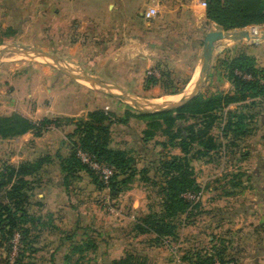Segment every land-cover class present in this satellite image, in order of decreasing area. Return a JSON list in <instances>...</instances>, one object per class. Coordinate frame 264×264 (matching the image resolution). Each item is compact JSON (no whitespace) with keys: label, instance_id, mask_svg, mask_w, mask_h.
<instances>
[{"label":"rangeland","instance_id":"obj_1","mask_svg":"<svg viewBox=\"0 0 264 264\" xmlns=\"http://www.w3.org/2000/svg\"><path fill=\"white\" fill-rule=\"evenodd\" d=\"M187 2L149 18L143 2L129 15L121 4L108 8L105 0L81 1L77 10L81 18L66 27L52 25L50 34L41 21L0 28V116L18 113L33 122L50 121L39 137L30 131L0 139V171L40 163L27 178L26 210L47 224L59 216L38 215L44 205L83 215L82 223L97 233L92 237L99 245L96 252L80 256L81 264H110V258L126 251L155 264H264L261 96L217 113L211 129L216 150L201 157L195 155L201 148L191 145L188 157L199 191L185 194L190 207L171 219L175 227L171 236L140 235L134 230L143 217L163 213L162 163L182 155L179 142L170 143L161 132L146 137L145 119L130 117L126 124L115 121L110 128L109 148L123 151L127 160L124 167L114 168L117 192L101 186L96 173L83 163L70 173L67 189L63 185L60 160L78 146V139L69 137L73 123L86 119L89 112L100 110L117 120L126 111L151 113L190 97L231 93L227 65L240 54L264 70V35H260L264 26L223 30L206 19L200 0L189 6ZM216 33L225 37L215 39ZM148 71L154 72L156 85L146 86ZM235 113L244 117L243 135L225 127ZM199 119L188 117L176 127L184 129ZM43 192L51 194L46 203L38 196ZM42 230L29 228L25 240L18 235L16 245L1 246L0 264H47L57 241L52 246L50 235L42 239ZM50 231L61 234L56 228Z\"/></svg>","mask_w":264,"mask_h":264},{"label":"trees","instance_id":"obj_2","mask_svg":"<svg viewBox=\"0 0 264 264\" xmlns=\"http://www.w3.org/2000/svg\"><path fill=\"white\" fill-rule=\"evenodd\" d=\"M206 19L223 30L244 29L251 26H264V0H205ZM256 29V28H252ZM228 80L233 87L231 93L217 94L210 98L194 96L182 105L151 113L133 115L126 111L123 119H114V115L96 110L89 112L86 119L74 121L75 129L69 135L76 137L77 150L66 159L60 160V169L64 174L63 185L67 189L70 173L82 168V162L77 156L80 150L91 155L97 162L108 167L122 168L127 164L123 151L109 148L110 128L117 121L126 124L130 117L145 119L146 137H151L159 131L168 137L169 142H179L181 156H172L162 163L165 176L163 188L164 201L161 215L149 214L143 217L134 230L137 234L152 233L156 237H168L174 232L172 218L184 214L190 207V202L184 196L190 192H198L199 186L194 178L188 155L192 152L191 145L197 144L201 149L196 156H205L216 150V140L211 129L218 120L217 113L222 112L231 104L245 102L248 98L261 96L264 98V70L258 68L254 60L246 54H240L228 62ZM157 79L153 71H148L146 86L156 85ZM231 114V112L229 113ZM235 115L227 120L225 127L234 133H245L243 116ZM200 117L198 123L189 124L182 129L176 127V122L186 118ZM49 120L33 122L21 114L14 113L7 117L0 116V139L11 140L25 135L30 131L39 137L47 130ZM175 128V129H174ZM40 163H22L18 167L6 166L0 171V247L9 244L17 234L20 241L29 234V224H34L35 218L29 215L26 205L29 202L30 183L27 180L40 168ZM115 172V171H114ZM115 174V173H114ZM114 176V175H113ZM113 176L105 185L96 174L97 182L103 186H111V193L117 192L113 185ZM124 180L121 184H126ZM97 243L91 237L81 240L71 246L65 256L67 264H81V255L87 251L96 252ZM110 264H155L148 257L126 251L110 262ZM214 264V263H213Z\"/></svg>","mask_w":264,"mask_h":264},{"label":"crops","instance_id":"obj_3","mask_svg":"<svg viewBox=\"0 0 264 264\" xmlns=\"http://www.w3.org/2000/svg\"><path fill=\"white\" fill-rule=\"evenodd\" d=\"M81 1H91V3L94 2L96 4L100 3L102 0H0V28L13 29L14 25L20 22L31 25L41 21L44 25H48L49 30L47 34H50L52 25L66 27L67 24L73 23L78 18H81V15L78 14L80 10L77 12ZM105 1L107 2L108 8H114L121 4L124 12L129 15L132 11H138L139 7H141V2H143V6H146L145 0H133V2H131V0ZM192 4H194V0H188L186 5L189 6ZM260 35L262 36L264 34ZM48 194L49 193L45 192L39 194L40 201L43 203L48 202L50 198L49 195H51ZM45 207L44 205L42 211L38 212V215L49 216V214H53L54 217L58 215L59 218L51 224L44 223V221L40 219H35L34 224H29V227L30 229H43L42 239L50 235V243L52 246L57 241V247L50 253V257L52 256V258L48 259L46 262L47 264H67L64 260V256L69 253L71 246L87 237L93 239L92 235H97V233L89 230L88 227L92 229L90 225L87 227V224L82 223L84 218L80 213H75L65 207H60L61 209L51 206L48 208ZM55 228L56 231H61V234L55 232L57 234L54 235L53 231H50L51 229L55 231ZM96 243L99 245L98 242ZM56 253L57 256L55 255ZM120 256L110 258V262Z\"/></svg>","mask_w":264,"mask_h":264},{"label":"built area","instance_id":"obj_4","mask_svg":"<svg viewBox=\"0 0 264 264\" xmlns=\"http://www.w3.org/2000/svg\"><path fill=\"white\" fill-rule=\"evenodd\" d=\"M185 0H146V9L145 16L149 18H155L162 13L164 14L167 9L172 10L174 5L183 7V2ZM200 5L205 9L206 3L205 0H200ZM77 156L81 160L83 164L88 166L91 170H93L100 179L103 181L105 185H107L114 174V169L112 167H108L102 163L97 162L91 155L78 151ZM18 235L14 236L12 243L14 245L17 244ZM12 263V262H11Z\"/></svg>","mask_w":264,"mask_h":264},{"label":"water","instance_id":"obj_5","mask_svg":"<svg viewBox=\"0 0 264 264\" xmlns=\"http://www.w3.org/2000/svg\"><path fill=\"white\" fill-rule=\"evenodd\" d=\"M246 34H247V33H241V35H243V36H245V37H246ZM214 37H215V39H219V38H224L225 36H224L222 33H216V34L214 35ZM190 98H192V97H190ZM190 98L184 100L183 102H181V103H180L179 105H177V106L182 105L183 103H185L186 101H188ZM177 106H176V105H170V106H168V109L175 108V107H177ZM156 111H160V110H156ZM153 112H154V111H153Z\"/></svg>","mask_w":264,"mask_h":264},{"label":"bare ground","instance_id":"obj_6","mask_svg":"<svg viewBox=\"0 0 264 264\" xmlns=\"http://www.w3.org/2000/svg\"><path fill=\"white\" fill-rule=\"evenodd\" d=\"M141 106L143 105V104H140Z\"/></svg>","mask_w":264,"mask_h":264}]
</instances>
